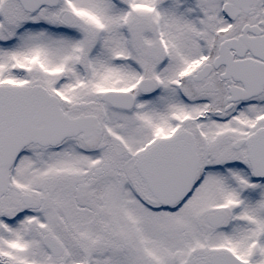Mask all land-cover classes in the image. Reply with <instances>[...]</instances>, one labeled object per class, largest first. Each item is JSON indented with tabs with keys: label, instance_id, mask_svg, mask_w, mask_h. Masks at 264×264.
Wrapping results in <instances>:
<instances>
[{
	"label": "snow or ice",
	"instance_id": "obj_1",
	"mask_svg": "<svg viewBox=\"0 0 264 264\" xmlns=\"http://www.w3.org/2000/svg\"><path fill=\"white\" fill-rule=\"evenodd\" d=\"M0 264H264V0H0Z\"/></svg>",
	"mask_w": 264,
	"mask_h": 264
}]
</instances>
